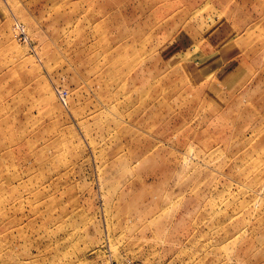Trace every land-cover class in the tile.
<instances>
[{
	"label": "rangeland",
	"instance_id": "374dc122",
	"mask_svg": "<svg viewBox=\"0 0 264 264\" xmlns=\"http://www.w3.org/2000/svg\"><path fill=\"white\" fill-rule=\"evenodd\" d=\"M123 262L264 264V0H0V264Z\"/></svg>",
	"mask_w": 264,
	"mask_h": 264
},
{
	"label": "crops",
	"instance_id": "0c3cea01",
	"mask_svg": "<svg viewBox=\"0 0 264 264\" xmlns=\"http://www.w3.org/2000/svg\"><path fill=\"white\" fill-rule=\"evenodd\" d=\"M171 39L172 41L162 49L161 56L164 61L173 62L185 58L190 60L194 66H198L203 76L211 78L215 77L224 67L228 65L231 67L232 60L224 56L230 53L231 47H224V40H219L220 38L214 29L206 24L205 19L200 17L196 19V13L189 17L186 27L175 33ZM196 39H203L200 42L209 43L211 50L202 55L198 54ZM215 44L219 46L213 49L212 46Z\"/></svg>",
	"mask_w": 264,
	"mask_h": 264
},
{
	"label": "bare ground",
	"instance_id": "6f19581e",
	"mask_svg": "<svg viewBox=\"0 0 264 264\" xmlns=\"http://www.w3.org/2000/svg\"><path fill=\"white\" fill-rule=\"evenodd\" d=\"M127 262V261H126ZM111 264H113V263H111ZM116 264V263H115ZM120 264H125V262H123V263H120Z\"/></svg>",
	"mask_w": 264,
	"mask_h": 264
}]
</instances>
